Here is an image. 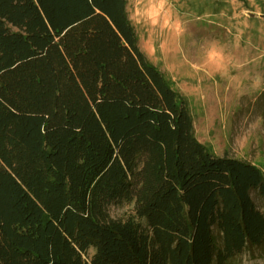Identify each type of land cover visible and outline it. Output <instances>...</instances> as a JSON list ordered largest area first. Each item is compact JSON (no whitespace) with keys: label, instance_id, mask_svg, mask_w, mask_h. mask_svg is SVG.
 <instances>
[{"label":"trees","instance_id":"16d2710c","mask_svg":"<svg viewBox=\"0 0 264 264\" xmlns=\"http://www.w3.org/2000/svg\"><path fill=\"white\" fill-rule=\"evenodd\" d=\"M127 6L0 0V264H230L264 248V170L197 138ZM117 203L133 214L112 217Z\"/></svg>","mask_w":264,"mask_h":264},{"label":"rangeland","instance_id":"374dc122","mask_svg":"<svg viewBox=\"0 0 264 264\" xmlns=\"http://www.w3.org/2000/svg\"><path fill=\"white\" fill-rule=\"evenodd\" d=\"M147 58L185 96L197 138L217 155L264 170V3L261 0H128ZM259 207L264 199L253 192ZM126 219L133 205L109 206ZM230 264H264V248Z\"/></svg>","mask_w":264,"mask_h":264}]
</instances>
